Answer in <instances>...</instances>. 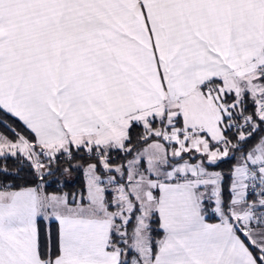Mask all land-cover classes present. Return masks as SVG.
<instances>
[{
    "label": "snow or ice",
    "instance_id": "6c2138e0",
    "mask_svg": "<svg viewBox=\"0 0 264 264\" xmlns=\"http://www.w3.org/2000/svg\"><path fill=\"white\" fill-rule=\"evenodd\" d=\"M0 264H264V0H0Z\"/></svg>",
    "mask_w": 264,
    "mask_h": 264
}]
</instances>
